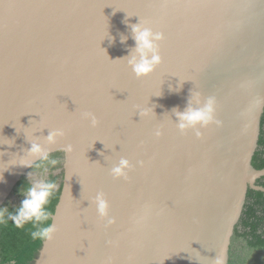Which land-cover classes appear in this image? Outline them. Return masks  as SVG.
I'll return each instance as SVG.
<instances>
[{
	"label": "water",
	"instance_id": "water-1",
	"mask_svg": "<svg viewBox=\"0 0 264 264\" xmlns=\"http://www.w3.org/2000/svg\"><path fill=\"white\" fill-rule=\"evenodd\" d=\"M140 21L164 36L163 62L145 79L117 60ZM191 90L215 99L221 122L200 137L171 111ZM148 103L156 115L141 119ZM263 113L264 0H0V163L25 155L24 127L39 123L76 147L61 152L58 231L33 264H229L248 191L264 193V169L252 165ZM121 158L127 179L111 175ZM30 171L3 173L0 208ZM100 192L114 223L91 203Z\"/></svg>",
	"mask_w": 264,
	"mask_h": 264
},
{
	"label": "clouds",
	"instance_id": "clouds-1",
	"mask_svg": "<svg viewBox=\"0 0 264 264\" xmlns=\"http://www.w3.org/2000/svg\"><path fill=\"white\" fill-rule=\"evenodd\" d=\"M127 24V20H125ZM132 32V39L135 42V47L129 50V55L122 59L125 60L132 73L138 79H145L152 76L157 68L162 64V57L159 51L160 42L164 40L163 33L153 31L150 27L144 26L141 21L139 24L130 25ZM114 42L115 37H109ZM128 37L121 35V43H126ZM183 86V85H182ZM179 84L172 91L179 92L182 90ZM160 97L161 95H154ZM153 97V96H152ZM156 105L149 107V103L138 110L141 119L150 118L155 114ZM172 113L175 115L177 127L181 132L188 130H197L196 135L200 137L202 134L198 131L199 128H207L212 124L221 126V122L216 119V101L214 98H208L206 101L202 100L199 93L190 91L186 107L181 111L178 107L173 108ZM156 115V114H155ZM83 118L88 120L93 127L98 126L99 120L94 113L85 112L82 114ZM31 121L30 123H32ZM33 124V123H32ZM47 128L49 134L42 139L36 136V133ZM23 131L30 148L25 150V155L18 159H13L7 165L8 167L0 171V182H3V173L8 171L10 167L20 166L24 168L33 169L28 173V185L21 190L23 199L20 205L14 211H9L7 207L0 208V223H5L7 220L14 222L15 227L23 228L25 225H31L30 232L33 241L49 242L55 238L58 231L54 221L53 213L49 211L48 206L58 191L61 190V185L48 179L49 171L56 165L60 164V159L53 156V150L57 149L64 154V157H70L76 153V147L71 144L61 145L60 141L65 136L62 129H51L42 126L41 123L35 124L33 127H27ZM17 134L21 131L16 129ZM155 136L160 137L163 133L160 130L155 131ZM9 146L14 144V139L9 140ZM3 152H0V156ZM131 162L126 158H121L117 164L111 168V175L116 179H127L128 174L132 169ZM34 170L38 178H33ZM98 213V215L114 223L110 218V204L106 199L104 193H97L94 200L91 202ZM215 264H224L221 257L215 259Z\"/></svg>",
	"mask_w": 264,
	"mask_h": 264
},
{
	"label": "trees",
	"instance_id": "trees-1",
	"mask_svg": "<svg viewBox=\"0 0 264 264\" xmlns=\"http://www.w3.org/2000/svg\"><path fill=\"white\" fill-rule=\"evenodd\" d=\"M53 156L62 159L61 152L53 153ZM252 165L257 170L264 169V113L261 117V132ZM61 168L62 166L60 163L50 169L51 173L49 180L56 181L61 185V190L56 193L48 206L49 211H51L53 215L61 196L64 174L60 172L59 175L54 176L53 171ZM27 185L28 179L26 177L21 179L15 188V194L23 199L21 190L26 188ZM257 185L264 187V177L257 180ZM19 205L12 206L8 203L4 207H7L9 211H14ZM31 231L32 226L30 224L25 225L23 228H17L11 220L0 223V264H33L43 243L33 241L30 235ZM239 240L245 242L243 249L246 251L264 252L263 192L249 189L241 219L235 227L233 245ZM240 251L239 249L233 250L231 246L229 264H260L248 262Z\"/></svg>",
	"mask_w": 264,
	"mask_h": 264
},
{
	"label": "rangeland",
	"instance_id": "rangeland-1",
	"mask_svg": "<svg viewBox=\"0 0 264 264\" xmlns=\"http://www.w3.org/2000/svg\"><path fill=\"white\" fill-rule=\"evenodd\" d=\"M59 174H60V170H56L53 172L54 176H57ZM34 175H35L34 179L38 178L36 173ZM48 179H49V175H48ZM21 200H22V198L14 193L12 198H11L10 203L12 206H17L20 204ZM244 246H245V242H243V240L236 241V243L234 245L232 243L233 250H237V249L241 250L240 252L248 260V262L264 264V252H262V251H251V252H249V251H246L245 249H243Z\"/></svg>",
	"mask_w": 264,
	"mask_h": 264
},
{
	"label": "flooded vegetation",
	"instance_id": "flooded-vegetation-1",
	"mask_svg": "<svg viewBox=\"0 0 264 264\" xmlns=\"http://www.w3.org/2000/svg\"><path fill=\"white\" fill-rule=\"evenodd\" d=\"M60 161H61V166H62V159H60ZM35 173H36V171H34ZM54 172V171H53ZM50 171H49V176H50ZM233 239H234V236H233ZM233 239H232V243H233Z\"/></svg>",
	"mask_w": 264,
	"mask_h": 264
}]
</instances>
